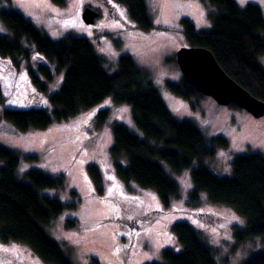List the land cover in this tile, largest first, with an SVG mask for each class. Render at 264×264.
<instances>
[{
  "label": "trees",
  "instance_id": "trees-1",
  "mask_svg": "<svg viewBox=\"0 0 264 264\" xmlns=\"http://www.w3.org/2000/svg\"><path fill=\"white\" fill-rule=\"evenodd\" d=\"M50 1L61 7L66 4L65 0ZM114 1L125 7L135 30L145 33L155 29L144 0ZM201 1L215 9L210 14L212 26L207 32L198 31L190 20L182 19V34L189 47L210 50L231 79L264 102L262 8L251 3L241 7L235 0ZM0 21L9 32L0 35V58L14 63L17 70L24 60L31 84L23 107L4 109L0 121L11 123L21 132L44 131L72 121L106 100L114 106L127 104L140 134L123 124L113 125L110 156L116 178L125 186L134 183L156 191L162 206L169 207L179 196V185L161 163L176 174L190 170L192 202L204 193L211 203L231 207L244 220L232 226L236 244L257 237L264 241V157L258 153L238 155L230 176L213 174L206 159L215 154V147L226 148L227 141L219 136L207 139L190 121L176 118L148 73L130 55H121L116 72L109 75L87 38L65 35L53 40L14 9L0 10ZM165 85L187 101L203 97L183 77L180 81L167 80ZM4 101L0 88V106ZM108 116L107 110L100 111L95 117L97 126H103ZM19 161L15 151L0 146V242L25 245L44 264H72L45 228L64 211L77 209L82 198L76 191H71V201L41 193L46 189L65 190L68 171L48 176L41 169H30L25 173L26 181H19ZM87 172L93 185L91 197L104 199L103 178L94 162L87 165ZM202 214L194 213L195 218L203 219ZM68 226L77 224L68 221ZM172 231L181 250L164 249L163 263L144 264H216L212 249L200 240L190 223L175 222ZM242 264H264V252L249 256Z\"/></svg>",
  "mask_w": 264,
  "mask_h": 264
},
{
  "label": "rangeland",
  "instance_id": "rangeland-1",
  "mask_svg": "<svg viewBox=\"0 0 264 264\" xmlns=\"http://www.w3.org/2000/svg\"><path fill=\"white\" fill-rule=\"evenodd\" d=\"M148 16L155 27L141 32L132 27L124 6L114 0H65L56 6L50 0H3L0 10L14 9L34 23L51 39L65 35L87 38L103 59V68L112 75L121 55H130L150 76L170 112L178 119H187L207 139L224 138L228 146L215 147V154L206 165L217 176L232 174V162L238 155L258 153L264 157V117L255 118L236 106H221L211 97L187 101L172 94L167 80L180 81L182 73L176 53L189 47L182 34V19L190 20L198 31L211 29L210 14L215 9L201 0H144ZM241 7L255 4L262 8L264 0H235ZM86 7L99 11L93 25H86L82 12ZM0 35L9 32L0 21ZM28 46V45H27ZM264 67V56L260 58ZM0 58V88L4 109H20L31 89L26 62L20 68ZM36 71V66H33ZM107 110L108 120L98 127L96 115ZM123 124L140 134L127 104L114 106L106 100L92 110L82 112L72 121L56 124L44 131H18L11 123L0 121V146L15 151L20 157L17 179L25 180L30 169H41L48 176L68 171L65 190H42L41 193L62 201L73 200L76 191L82 202L75 210H66L45 228L72 264H144L163 263L162 252H179L181 246L172 231L178 221L190 223L200 240L213 251L216 264H242L249 256L264 252V241L254 238L236 244L233 224L244 223L231 208L211 203L204 193L195 203L189 197L192 190L190 170L173 173L165 164L163 169L179 185V196L169 207L159 201L156 191L131 183L122 184L112 172L110 147L114 124ZM27 156H36L27 160ZM94 162L104 182V199L91 197L93 185L87 165ZM203 213L195 218L194 213ZM128 223H120L118 220ZM74 221L77 226H68ZM134 225L135 227L130 226ZM136 225L139 226L136 228ZM0 264H44L22 244L0 242Z\"/></svg>",
  "mask_w": 264,
  "mask_h": 264
},
{
  "label": "water",
  "instance_id": "water-1",
  "mask_svg": "<svg viewBox=\"0 0 264 264\" xmlns=\"http://www.w3.org/2000/svg\"><path fill=\"white\" fill-rule=\"evenodd\" d=\"M98 17V12L90 7L82 12L86 25H93ZM176 62L183 79L201 95L211 97L221 106H236L255 118L264 117V102L231 79L210 50L182 47L176 53Z\"/></svg>",
  "mask_w": 264,
  "mask_h": 264
},
{
  "label": "flooded vegetation",
  "instance_id": "flooded-vegetation-1",
  "mask_svg": "<svg viewBox=\"0 0 264 264\" xmlns=\"http://www.w3.org/2000/svg\"><path fill=\"white\" fill-rule=\"evenodd\" d=\"M93 9V8H92ZM94 10V9H93ZM96 11V10H95ZM98 12V14H99V16H100V13H99V11H97ZM120 223H122V224H124V223H128V222H126V221H122V220H118Z\"/></svg>",
  "mask_w": 264,
  "mask_h": 264
}]
</instances>
